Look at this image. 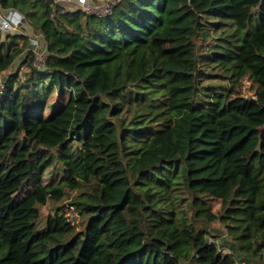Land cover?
Returning a JSON list of instances; mask_svg holds the SVG:
<instances>
[{
    "label": "trees",
    "instance_id": "16d2710c",
    "mask_svg": "<svg viewBox=\"0 0 264 264\" xmlns=\"http://www.w3.org/2000/svg\"><path fill=\"white\" fill-rule=\"evenodd\" d=\"M0 5L47 51L0 29V264H264V0Z\"/></svg>",
    "mask_w": 264,
    "mask_h": 264
},
{
    "label": "built area",
    "instance_id": "2783aa9c",
    "mask_svg": "<svg viewBox=\"0 0 264 264\" xmlns=\"http://www.w3.org/2000/svg\"><path fill=\"white\" fill-rule=\"evenodd\" d=\"M119 0H52L53 9L55 5H61L58 8V12H65L66 10L75 9L80 7L85 13L92 14L100 17L109 16L114 11V6ZM26 25L24 14L16 9L5 10L0 5V29L1 31H18L24 33L30 37L31 49L34 53L32 64L37 68L44 67L47 51L46 44L42 35L38 32L35 35L29 34L23 31ZM37 30V29H36ZM38 31V30H37ZM43 47V51H41ZM220 243L219 239H211L209 243ZM220 245V244H219ZM225 248L220 245V249Z\"/></svg>",
    "mask_w": 264,
    "mask_h": 264
},
{
    "label": "rangeland",
    "instance_id": "374dc122",
    "mask_svg": "<svg viewBox=\"0 0 264 264\" xmlns=\"http://www.w3.org/2000/svg\"><path fill=\"white\" fill-rule=\"evenodd\" d=\"M209 19L214 20L213 17H210ZM257 22H258L257 18H255L254 24H257ZM212 29H213L214 34L217 35V37L221 35L222 28H215V26H212ZM23 31H25L29 34H32V35H35L38 33V31L34 27L29 29V26H24ZM5 33H6L5 31H2L3 36H5ZM208 41L209 40H203L202 38H200L199 44H203V43L207 44ZM27 51H28V49H26L24 52H22L18 56V58L16 59V62L12 65V67L8 71L0 74V81H3L4 78L6 77V75L10 74L11 72H18L20 75L25 74L26 70L28 69V65L24 61ZM41 51H43V47H41ZM200 61H201V65H202L201 67L205 68L203 70V72H204L206 70V67H207V66L205 67V65H204V61H205L204 57L201 58ZM213 71H215V70H213ZM207 80H206L207 82L213 81L214 83L222 84L225 87L230 86V88H231L230 96L231 97H234L237 95H243L246 97H255L256 93L258 91V88H259L258 83L255 81V79L253 78L252 74L249 71H247L246 74L241 79L236 80L234 83L229 82L228 81L229 79L228 80L223 79L220 76H215L213 78L210 77ZM51 207H52V203H50V202L41 206L42 214L44 216L47 215L51 211ZM67 214L69 215V217L73 221V223L76 224L79 222L80 217H79L78 211L73 206H70L67 208ZM209 226L213 230L212 233L217 235L218 237H220L219 240L222 241V244L226 248L229 244L222 238L223 234L226 232L224 226L218 221L211 223ZM239 256L243 258L242 263L246 264L245 259L249 258V256L245 253H240Z\"/></svg>",
    "mask_w": 264,
    "mask_h": 264
},
{
    "label": "crops",
    "instance_id": "0c3cea01",
    "mask_svg": "<svg viewBox=\"0 0 264 264\" xmlns=\"http://www.w3.org/2000/svg\"><path fill=\"white\" fill-rule=\"evenodd\" d=\"M32 28L31 26H29V29Z\"/></svg>",
    "mask_w": 264,
    "mask_h": 264
}]
</instances>
